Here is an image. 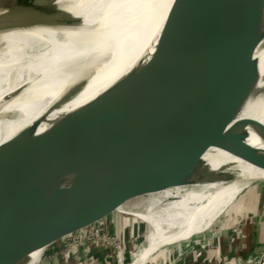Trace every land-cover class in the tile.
<instances>
[{
    "label": "water",
    "instance_id": "1",
    "mask_svg": "<svg viewBox=\"0 0 264 264\" xmlns=\"http://www.w3.org/2000/svg\"><path fill=\"white\" fill-rule=\"evenodd\" d=\"M72 5L69 0H0V33L96 25L66 9ZM154 16V26L161 28L153 52L70 115L72 123L0 223V264H29L37 252L36 264H76L130 202L197 182L232 180L234 172L214 170L205 159L211 146L264 170V121L255 124L259 144L253 146L243 120L236 119L259 80L264 0H173L162 24V11ZM227 86L236 94L214 145L199 140L196 121L167 113L195 95ZM46 118L42 114L0 145V204ZM255 180L264 177L248 181ZM263 263L264 253L258 264Z\"/></svg>",
    "mask_w": 264,
    "mask_h": 264
},
{
    "label": "bare ground",
    "instance_id": "2",
    "mask_svg": "<svg viewBox=\"0 0 264 264\" xmlns=\"http://www.w3.org/2000/svg\"><path fill=\"white\" fill-rule=\"evenodd\" d=\"M69 1L73 5L66 7L67 10L74 15H85L87 23L95 22L96 25L79 31L36 27L0 33V145L47 113L38 129L41 134L31 156L19 169L11 192L0 204V223L43 164L47 151L72 123L70 115L91 103L153 52L161 28L159 23L154 26V15L162 11V24L173 2ZM141 15L146 18L139 21ZM257 58L256 90L236 118L243 120V132L248 133L247 142L253 146L259 144L255 124L264 121V49ZM71 90L75 93L67 97ZM235 94L236 90L229 86L207 90L167 113H183L187 122L196 121L202 130L199 140L205 145H214L221 120ZM205 159L214 170L226 168L234 172L233 179L197 182L152 197V205L170 197L177 199L159 216L150 211L140 213V217L150 223L154 234L147 249L131 264H143L162 246L208 230L250 186L249 179L264 177V170L219 147L211 146ZM39 255L34 253L29 264Z\"/></svg>",
    "mask_w": 264,
    "mask_h": 264
},
{
    "label": "rangeland",
    "instance_id": "3",
    "mask_svg": "<svg viewBox=\"0 0 264 264\" xmlns=\"http://www.w3.org/2000/svg\"><path fill=\"white\" fill-rule=\"evenodd\" d=\"M73 93L75 90L69 92V95ZM175 198L170 197L153 205L150 204L152 198L149 201L148 197L130 202L102 230L76 264H83L85 261L88 264H112V259H115L113 264L134 262L147 249L154 234V229L147 220L140 217V213L150 211L159 216L160 212L176 201ZM95 249L107 251V262L102 258H93L92 251ZM251 250L257 252L253 253ZM222 251L225 257L220 256L219 264H258L264 253V182L255 180L246 187L208 230L162 246L143 264H182L194 254ZM39 257L40 255L35 258L33 264L38 262ZM223 259V263H220ZM211 263L206 260L202 264Z\"/></svg>",
    "mask_w": 264,
    "mask_h": 264
},
{
    "label": "crops",
    "instance_id": "4",
    "mask_svg": "<svg viewBox=\"0 0 264 264\" xmlns=\"http://www.w3.org/2000/svg\"><path fill=\"white\" fill-rule=\"evenodd\" d=\"M224 242L226 244L225 240H224ZM223 248L226 249L225 245ZM251 252L256 253L257 251L251 250ZM106 253H107V251L104 249L103 250L102 249L101 250L95 249V251L94 250L92 251V256H93V258H97V257L102 258L103 261L107 262V260H106L107 258L105 256ZM220 256H222V258L225 257L223 254V251H222V253H209V252L205 253V252H202V253H198V255L194 254L192 257L188 258L187 261H183L182 264H202L206 260H208L209 262L215 263V264H219ZM245 258H248V257H246V255H245ZM223 261H224V259L220 263H223ZM114 262H115V259H112L111 263L113 264ZM88 263L89 262H87V261L83 262V264H88Z\"/></svg>",
    "mask_w": 264,
    "mask_h": 264
}]
</instances>
